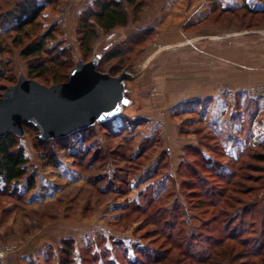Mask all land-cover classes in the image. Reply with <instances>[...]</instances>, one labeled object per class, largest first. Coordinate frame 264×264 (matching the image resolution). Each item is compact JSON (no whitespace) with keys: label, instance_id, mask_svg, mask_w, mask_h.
<instances>
[{"label":"rangeland","instance_id":"374dc122","mask_svg":"<svg viewBox=\"0 0 264 264\" xmlns=\"http://www.w3.org/2000/svg\"><path fill=\"white\" fill-rule=\"evenodd\" d=\"M18 1L25 0H0V12ZM35 1L45 7L22 44L11 42L14 31L0 35V86L15 83L20 74L29 78L21 49L48 33L46 46L66 50L72 63L98 55L100 72L117 75L127 68L133 75L125 83L130 102L106 123L58 143L36 147L26 130L19 141L28 160L20 189L15 184L0 194V264L9 263L7 254L37 242L41 246L48 235L56 246L54 258L48 253L49 264L52 259L56 264L127 263L125 255L133 258L136 250L151 248L163 251L166 264H186L182 249L173 245L182 238L181 227L185 232L192 227L196 254L236 228L239 240L226 241L229 249L219 247L206 264H258L264 256L231 262L229 250L231 245L233 251L264 250V241H254L264 232V11L208 0L207 13L192 22V3L202 0H190L178 16L180 31L168 32V16L154 17L147 0L136 6L120 0L127 24L99 31L85 58L77 27L95 0ZM115 49L121 54L105 59ZM41 81L54 82L50 76ZM64 144L73 151L88 149L84 162L95 153L100 158L86 169L62 149ZM151 195L158 200L149 203ZM247 208L261 214L251 219ZM154 210L168 223L152 220ZM65 242L70 259L60 252Z\"/></svg>","mask_w":264,"mask_h":264},{"label":"trees","instance_id":"16d2710c","mask_svg":"<svg viewBox=\"0 0 264 264\" xmlns=\"http://www.w3.org/2000/svg\"><path fill=\"white\" fill-rule=\"evenodd\" d=\"M129 5L136 6L138 3V0H126ZM142 1V0H141ZM263 2V7L258 9H252L248 8V6L245 7V9L250 10L251 13H257L264 11V0H261ZM94 6L87 7L80 16V22L79 26L77 27V35H78V41H79V47L83 53V57H87L88 54L91 52L92 44L95 42V40L98 38L99 31L109 32L113 30L116 27L125 26L128 22V16L126 11L124 10L122 6V2L120 0H95L93 3ZM13 8H9L3 12H0V27H1V36H9L14 31V34H12V40L11 42L14 45H20L23 42V39L26 35H28V28L29 26H32L35 24L37 18L40 16L42 10L45 7L44 3H37L35 0H25V1H18L15 2ZM6 23H12L10 26H6ZM48 33H44L40 36V38L34 42L28 43L24 45L21 49V56L28 60V77L34 80H40L42 79L46 80L51 77L52 80H54V83L62 82L67 80V74L68 71L72 68L74 63L70 59H68L69 55L66 50H55L54 48H48L46 46V38L48 37ZM121 54V49H115L112 50L110 53H108L105 57V59L110 60L113 58L118 57ZM49 55L48 59L45 57ZM82 57V58H83ZM101 56L98 58L97 63V70L100 71V59ZM84 59V58H83ZM50 65H56V67L52 68ZM0 76H2L0 74ZM39 82V81H38ZM50 85V84H49ZM3 90L6 88V86H0ZM117 116V115H116ZM115 117V116H114ZM112 117V118H114ZM111 118V119H112ZM110 120V119H109ZM107 120V121H109ZM106 121V122H107ZM106 122L95 124V125H101ZM94 125V126H95ZM92 126V127H94ZM91 128V127H89ZM89 128H84L80 130H87ZM26 130L32 131L36 147L38 146H44L47 145L49 141L51 143L53 142H61L63 140H66L68 137L72 136L73 134H76L78 131L62 138L58 139H48V140H40L37 137V131L36 129L28 124H24V131ZM22 137L17 136L13 132H8L4 136L0 137V194L7 193V190L12 187V185L16 182H18L21 178L24 177L26 174V163H27V157L24 154L23 148L20 145V139ZM71 145L64 144L62 146V149L67 150L70 148ZM89 150L86 149L85 151H73V150H67V153L69 156L74 157L79 163L85 164V168L89 169L91 168V165L94 161L99 160L98 153H95L94 156H92L87 162H84L88 155ZM48 158H50L51 162H54V156L53 154H48ZM124 160V159H123ZM209 163L208 160L204 161L205 167L208 169L210 166L207 165ZM193 172H191V175L193 176ZM196 179H199L196 176ZM33 185V181H30L29 186L31 187ZM29 187V188H30ZM206 197L209 199L212 198V194H209L208 192L205 194ZM154 195L150 196V202L158 200L159 197H156ZM214 201L210 202L213 204ZM217 201H215L216 203ZM214 203V204H215ZM210 204V206H211ZM149 205V204H148ZM137 208V206H136ZM140 208L146 209V207L140 206ZM155 212L151 214V219L156 220L157 222H166V219H164V216L160 212ZM259 212V213H258ZM245 214H248V217L251 219H256L257 214H261L260 210L253 211L250 208H247L245 210ZM261 217L264 218L263 213L261 214ZM261 219V218H260ZM177 223H179L177 219ZM181 223V222H180ZM172 226V228H174ZM260 227L264 229V220H260ZM175 229V228H174ZM232 232L228 234L227 236L220 237L218 239H214L212 243H215L214 245L209 243V249H207V252H198L196 254L191 249V243L195 237V233H193L192 227L188 229L187 232H185L182 227L178 230V236H180V233H182V238L177 237L176 241L174 240L173 245L180 247L182 250L180 251L182 256L184 257V260L186 259V264H206L209 263L208 259L211 260L212 254L215 255V253L218 252V248L226 246L225 248L229 249V244L226 243V241L230 240H239V234L238 231H236V228H232ZM163 230V229H162ZM245 228H243L241 231H244ZM240 231V230H239ZM163 234L170 235L172 232H167ZM263 237L254 238V241H257L259 239L260 241H264V232L261 233V236ZM62 248L60 249V252H63L66 254L67 258L70 256V244L69 242L64 243ZM68 245V246H67ZM212 245V246H211ZM264 247V242L261 244V248ZM212 248V249H211ZM152 250H136L134 257L130 258V256L125 255V257H122L123 259H126L127 263H124L121 261L120 264H163L169 262V259L166 258V255L163 253L162 250H158L155 248H151ZM229 256L233 259L231 262L235 261L236 259H245L247 257H253V256H264L263 252L264 250H260V246L255 249L248 248V252L246 251H233L235 249L234 246H230ZM212 253V254H211ZM98 257V254L96 255L95 259ZM239 257V258H238ZM255 260H250V263L252 264ZM260 262V263H259ZM258 264L264 263V258L260 259ZM165 263V264H166ZM249 261H245L242 264H250ZM106 264H114L112 260H106ZM257 264V262H256Z\"/></svg>","mask_w":264,"mask_h":264},{"label":"water","instance_id":"95a60500","mask_svg":"<svg viewBox=\"0 0 264 264\" xmlns=\"http://www.w3.org/2000/svg\"><path fill=\"white\" fill-rule=\"evenodd\" d=\"M98 58L76 61L67 80L50 85L20 74L0 94V137H23L28 124L40 140L58 139L118 115L130 102L125 83L133 75L127 68L117 75L100 72Z\"/></svg>","mask_w":264,"mask_h":264},{"label":"crops","instance_id":"0c3cea01","mask_svg":"<svg viewBox=\"0 0 264 264\" xmlns=\"http://www.w3.org/2000/svg\"><path fill=\"white\" fill-rule=\"evenodd\" d=\"M211 1V0H210ZM210 1L208 0H202L201 2H196L194 1L193 7L194 9H192V22L193 21H198L199 20V16L203 15L205 12L207 7H209L208 3H210ZM221 3L222 6L225 5H230V3H234L237 2L238 6H243V5H247L249 7H251L252 9H258V8H262L263 7V2L261 0H217ZM147 2L151 5L152 9H154L155 11V15L154 17H156L157 15L160 16H164L167 17V20L165 18L168 28L166 31H171V32H178L180 31V24L182 21V18H178V16L181 15L182 12V8L185 7V5L187 4V2L189 3L190 0H147ZM196 3V4H195ZM190 4V3H189ZM192 6V5H190ZM196 14V15H195ZM163 22V23H164ZM170 22H173L174 24L170 25ZM173 41H175V39H173ZM170 41L167 40L166 43H170ZM16 184V185H15ZM13 185L18 186L16 189L19 190V183L17 184L14 183ZM35 186V185H34ZM28 200V198H27ZM50 236L48 235L47 238L44 239V241H42L41 246L38 244V242L36 243V247L31 248V249H27V248H21L20 251H17L14 254H7L5 255V258L7 257V260H10L9 263H4V264H19L16 261H21V264H49L50 258H49V254L50 252H52L54 254H56V246L53 245V243L50 240ZM72 236V235H70ZM55 234H54V238H55ZM73 237V236H72ZM53 238V239H54ZM41 239V238H40ZM47 239V240H46ZM49 251V252H48ZM49 253V254H48ZM30 255H32L33 258L30 257ZM55 257V255L53 256V258ZM3 258V259H5ZM21 258V260H20ZM24 258V259H22ZM2 259V260H3ZM25 259L27 260L25 262ZM1 260V261H2ZM53 260V264H56V259H52ZM32 261H35L34 263H32Z\"/></svg>","mask_w":264,"mask_h":264},{"label":"snow or ice","instance_id":"6c2138e0","mask_svg":"<svg viewBox=\"0 0 264 264\" xmlns=\"http://www.w3.org/2000/svg\"><path fill=\"white\" fill-rule=\"evenodd\" d=\"M125 103H127L126 101H125ZM104 117H101V119H103Z\"/></svg>","mask_w":264,"mask_h":264}]
</instances>
